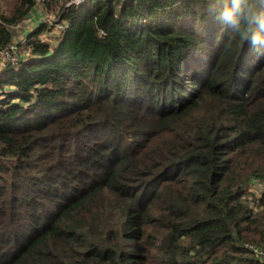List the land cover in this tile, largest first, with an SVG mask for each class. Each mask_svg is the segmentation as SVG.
Masks as SVG:
<instances>
[{"label": "trees", "instance_id": "trees-1", "mask_svg": "<svg viewBox=\"0 0 264 264\" xmlns=\"http://www.w3.org/2000/svg\"><path fill=\"white\" fill-rule=\"evenodd\" d=\"M86 2L0 0V264H264V0Z\"/></svg>", "mask_w": 264, "mask_h": 264}, {"label": "rangeland", "instance_id": "rangeland-1", "mask_svg": "<svg viewBox=\"0 0 264 264\" xmlns=\"http://www.w3.org/2000/svg\"><path fill=\"white\" fill-rule=\"evenodd\" d=\"M57 0H46L45 5L43 6V8L45 10H42L43 12H45L47 14V18L50 21V25L51 29L49 31H47V33L45 34V38L46 40L50 43L51 46H55L58 42L60 33L58 31V12L54 11V10H59V8L64 4L65 8L70 6V5H75L78 8H81L83 6H86L87 2L86 0H62V2H60L59 4H53L55 3ZM47 3H49L50 5V10L49 11L47 9ZM8 9L5 6V4L2 6V11L6 12ZM39 17L42 18V15L39 13ZM57 21V22H56ZM32 23H30L28 20H26L24 23H21L20 25H18L16 30H20L22 32H19L18 34V43H20L16 49L13 50H1L0 51V70L2 71L3 69L6 68L7 65V61H9V65L13 66V67H17L19 65V63L21 61H23V57H25V52H26V46L25 43H22V40L24 39V35L27 32L32 31L33 27H32ZM64 27V26H62ZM29 55H31L29 53ZM34 103V100H32L31 102L26 104V107L30 106L31 104ZM248 193L249 195L246 198V204L249 205V210L250 213L253 216H258L259 214H261L264 211V205L262 203V199H263V195H264V179H259V178H253L248 184ZM9 212V211H8ZM3 214V213H2ZM10 214V213H9ZM6 217V216H3ZM255 247L254 249L256 250ZM257 252V256L258 257H262V259L264 260V253H262L259 249L256 250Z\"/></svg>", "mask_w": 264, "mask_h": 264}, {"label": "clouds", "instance_id": "clouds-1", "mask_svg": "<svg viewBox=\"0 0 264 264\" xmlns=\"http://www.w3.org/2000/svg\"><path fill=\"white\" fill-rule=\"evenodd\" d=\"M234 4L236 0H233ZM234 9H225L223 12V16L227 19H231L233 17ZM244 19L246 21L247 32L245 35H251V42L255 45L261 41V36L258 31L255 30L254 25L257 23L260 24L261 29H264V10H261L254 5H249L247 10L243 13ZM233 23H237V21L233 20Z\"/></svg>", "mask_w": 264, "mask_h": 264}, {"label": "built area", "instance_id": "built-area-1", "mask_svg": "<svg viewBox=\"0 0 264 264\" xmlns=\"http://www.w3.org/2000/svg\"><path fill=\"white\" fill-rule=\"evenodd\" d=\"M57 22V21H56ZM51 24V23H50ZM67 24L66 23H59V19H58V27L60 28H64ZM64 26V27H62ZM7 50V49H6ZM9 50H13V48L11 47ZM8 50V51H9ZM7 63H9V61H7ZM251 248H254L253 246H251Z\"/></svg>", "mask_w": 264, "mask_h": 264}]
</instances>
